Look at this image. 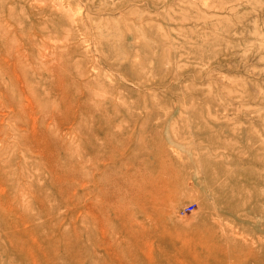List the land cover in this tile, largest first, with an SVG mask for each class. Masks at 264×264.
<instances>
[{"label": "rangeland", "instance_id": "1", "mask_svg": "<svg viewBox=\"0 0 264 264\" xmlns=\"http://www.w3.org/2000/svg\"><path fill=\"white\" fill-rule=\"evenodd\" d=\"M0 44V264H264V0H0Z\"/></svg>", "mask_w": 264, "mask_h": 264}, {"label": "bare ground", "instance_id": "2", "mask_svg": "<svg viewBox=\"0 0 264 264\" xmlns=\"http://www.w3.org/2000/svg\"><path fill=\"white\" fill-rule=\"evenodd\" d=\"M1 51H2V48H1V44H0V72H4L6 69H4V67L2 66V58H1ZM3 89H4V86L2 85V83H1V80H0V93L1 92H3ZM64 95H63V98L65 99V100H67V99H70L71 97H70V94H68L67 92L65 93H63ZM1 95V94H0ZM8 104V103H7ZM30 132H31V136L33 137V138H36V139H38V140H42V141H47V142H49V144L51 143H53L52 141H51V139H52V137H50L49 135H47V134H44V133H38L37 131H35L34 129H32V130H30ZM113 147V146H112ZM112 155V154H111ZM110 156V155H109ZM146 156V159H145V161L143 162V163H141L139 166H138V172H141V173H143V176H142V182L143 183H146V182H148L149 181V178L151 177V175L150 174H148V173H146V167H147V163L149 162V160H147L148 158L150 159V160H152V156L150 155V154H148V155H145ZM110 158H111V156H110ZM145 158V157H144ZM133 160H135V159H133ZM162 162V161H161ZM163 163V162H162ZM158 165H160V162H159V164ZM158 168H159V166H158ZM131 173V172H130ZM69 174V172H64L63 173V175H62V177H64V176H67ZM129 175H131V174H125L124 173V175L122 176V178H121V180H120V184L122 183V186H123V184L125 183L127 186H129V184L132 182H130V180L131 179H133V178H130L131 176H129ZM121 176V175H120ZM108 177V176H107ZM117 179H119V178H117ZM99 182V181H98ZM102 182V181H101ZM105 182H106V180H105ZM118 183V182H117ZM110 184V183H109ZM108 184V185H109ZM113 184V183H112ZM124 184V185H125ZM122 186H120V187H122ZM130 186H132V188H133V192H132V194H135L136 192H139V190L138 189H136L135 188V186L133 185V183H131V185ZM113 187H115V186H113ZM120 187H117L118 189L120 188ZM130 188V187H129ZM113 189H115V188H113ZM127 189V188H126ZM126 189H123V190H126ZM120 190H121V188H120ZM120 190H117V192L118 191H120ZM122 190V191H123ZM146 190L147 191H149V194H156V195H159L160 193H162L163 192V190H161V189H159V187L157 188V189H155V188H146ZM170 191V190H169ZM108 192H109V190H108ZM108 192H102L103 194L101 195V198L102 199H104V201H109V193ZM114 192V191H113ZM116 192V191H115ZM125 193H126V196H127V192L126 191H124ZM120 193V192H119ZM122 193V192H121ZM129 193V192H128ZM119 194H117V196H118ZM122 195H125L124 193L122 194ZM130 195V193L128 194V196ZM138 195H140V194H138ZM117 196H116V198H117ZM126 196H123L124 198L126 197ZM133 197V196H132ZM165 197V196H164ZM138 198H140V196H138ZM167 199V198H166ZM152 200V199H151ZM160 201L161 200H163L164 202H166L164 199H163V197L161 198V199H159ZM113 201V200H112ZM142 204V203H141ZM94 212H99V214H100V216L101 217H104L103 215L104 214H109V211L106 209V210H104L103 209V211H102V208H100V207H97V208H95L94 209ZM98 214V213H97ZM152 213H150L149 215H151ZM12 238H15L14 236L12 237ZM17 239H18V237H17ZM56 240H57V242H61V241H63V240H65V236H64V234H59L58 236H57V238H56ZM204 242H206V240H204ZM182 243V242H181ZM149 253H150V250L148 251V252H146V254H145V256L147 257L148 255H149ZM190 254L191 253H187V255L188 256H190ZM195 256V258H193V260L195 259V260H200L201 259V261H202V258L200 257V259H199V257H198V255H194ZM151 257V256H150ZM202 263H204L203 261H202Z\"/></svg>", "mask_w": 264, "mask_h": 264}]
</instances>
